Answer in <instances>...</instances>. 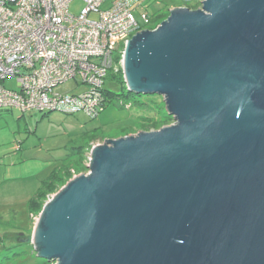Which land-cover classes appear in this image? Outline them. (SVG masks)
Instances as JSON below:
<instances>
[{"label":"water","instance_id":"95a60500","mask_svg":"<svg viewBox=\"0 0 264 264\" xmlns=\"http://www.w3.org/2000/svg\"><path fill=\"white\" fill-rule=\"evenodd\" d=\"M124 81L174 122L107 138L44 205L53 264H264V0L175 6L126 44ZM28 239H26L27 241Z\"/></svg>","mask_w":264,"mask_h":264},{"label":"built area","instance_id":"2783aa9c","mask_svg":"<svg viewBox=\"0 0 264 264\" xmlns=\"http://www.w3.org/2000/svg\"><path fill=\"white\" fill-rule=\"evenodd\" d=\"M70 1L0 0V110L85 111L95 117L105 107L108 69L123 70L126 44L138 31L147 29L152 17L147 10L137 17L130 0H113L105 10L101 5L106 0H85L80 14L73 15ZM183 1L202 4V0ZM92 13L98 17L92 18ZM9 76L18 77L19 90L3 86ZM71 78L85 88L75 93L55 91ZM103 142L91 141L85 148L86 167L93 149ZM71 172L73 177L80 174L75 168ZM55 194H47L44 205ZM41 211L31 214L34 224Z\"/></svg>","mask_w":264,"mask_h":264},{"label":"rangeland","instance_id":"374dc122","mask_svg":"<svg viewBox=\"0 0 264 264\" xmlns=\"http://www.w3.org/2000/svg\"><path fill=\"white\" fill-rule=\"evenodd\" d=\"M130 1L137 17L141 10L155 15L166 13L172 5H197L183 0ZM112 3L113 0H106L101 9H108ZM85 4V0H71L70 13L79 15ZM91 17L98 15L92 13ZM117 56L118 50L114 52L115 60ZM3 86L19 90L18 77H7ZM84 88L85 85H78L77 80L71 78L55 91L75 93ZM105 89L109 92L105 107L95 117L85 111L65 113L11 108L0 112V264L42 262L31 241L35 222L31 214L36 216L39 212H31L30 201L54 169L73 163L79 165L81 155L74 153L75 149L87 145L94 137L92 141L103 142L124 133H136L141 130L145 117L158 119L167 111L162 95L130 91L115 67L107 71ZM128 103L131 106H127ZM174 121L172 117L168 124Z\"/></svg>","mask_w":264,"mask_h":264},{"label":"trees","instance_id":"16d2710c","mask_svg":"<svg viewBox=\"0 0 264 264\" xmlns=\"http://www.w3.org/2000/svg\"><path fill=\"white\" fill-rule=\"evenodd\" d=\"M191 8H197L199 7V3ZM170 14V10H168L166 13H159V14H150L152 17L151 21V27L157 26L162 20L168 17ZM121 78L122 81H124V72L123 70H120L117 72ZM105 96L107 98V92L106 89H104ZM131 104V103H128ZM131 106V105H130ZM3 109H11V108H3ZM2 109V110H3ZM0 110V112L2 111ZM172 115H170L167 111L164 112L161 118H148L145 117V121L143 122L142 126L140 127L141 130H150V129H157L160 128L161 126L170 123V120H172ZM128 134V133H124ZM95 138V137H94ZM91 138V141L92 139ZM90 143V140L89 142ZM88 145V144H87ZM86 145L79 146L77 150L75 149L74 153H79L81 155V160L79 162V165H74L75 169L77 172H80L82 170H87V167L83 165L82 161V153L85 151ZM72 177V172H71V167L68 166H63L57 169H54L52 173L43 181V184L39 191L37 192L36 196L30 201L31 205V212H40L43 208V205L47 199V194L53 193L58 191L63 185L66 184V182ZM40 264H52V262H49L48 260L42 258V262Z\"/></svg>","mask_w":264,"mask_h":264},{"label":"crops","instance_id":"0c3cea01","mask_svg":"<svg viewBox=\"0 0 264 264\" xmlns=\"http://www.w3.org/2000/svg\"><path fill=\"white\" fill-rule=\"evenodd\" d=\"M175 6H182V5H172L171 8H174ZM92 140H93V139H92ZM90 142H91V141H90ZM88 145H89V143H88ZM88 145H86V147H87ZM84 159H85V151L82 153V161H83V162H84ZM74 165H75V164L73 163V164H70L69 166H70L71 169H72V168H75ZM67 166H68V165H67ZM75 170H76V169H75Z\"/></svg>","mask_w":264,"mask_h":264},{"label":"clouds","instance_id":"9594fccd","mask_svg":"<svg viewBox=\"0 0 264 264\" xmlns=\"http://www.w3.org/2000/svg\"><path fill=\"white\" fill-rule=\"evenodd\" d=\"M182 6H183V5H182ZM199 7H200V6H199ZM190 8H191V7H190ZM150 130H151V129H150ZM134 133H135V132H134ZM129 134H130V133H129ZM125 135H126V134H125ZM87 168H88V167H87ZM72 177H73V176H72ZM72 177H71V178H72ZM71 178H70V179H71ZM56 192H57V191H56ZM43 206H44V205H43ZM42 209H43V208H42Z\"/></svg>","mask_w":264,"mask_h":264}]
</instances>
